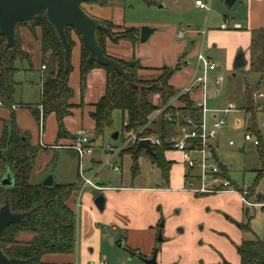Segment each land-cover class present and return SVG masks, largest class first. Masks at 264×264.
<instances>
[{
  "label": "rangeland",
  "instance_id": "1",
  "mask_svg": "<svg viewBox=\"0 0 264 264\" xmlns=\"http://www.w3.org/2000/svg\"><path fill=\"white\" fill-rule=\"evenodd\" d=\"M194 1L119 0L125 10L126 23L146 22L173 25L177 30L182 29L184 36L190 29L188 26H195L194 29L200 34L199 42L195 48L187 45L184 52L180 54V57L187 58L188 68L192 69V72L183 71V58H181L178 64L179 71L174 74L171 83L179 92H182L189 85L197 65L195 58L198 51L202 56L213 61L216 71L208 74L206 101L207 104L214 102L215 106L204 113L203 122L205 127L209 129L215 115L216 118L224 120V125L219 129L216 139L211 141L216 157L214 163L226 169L227 177L233 184L231 190L237 189L242 193V189H246L245 198L248 202L264 203V176L257 186L253 187L255 171L262 168V175H264V163L259 160L258 148L252 142L244 141L245 133H250L251 128L255 126L259 136L251 133L252 139L260 137L262 154H264V105H262L264 98L255 97L256 92L253 93L254 110L252 116L254 119L242 108L245 80L253 90L257 76L250 74L245 77V67L249 64L247 61L245 67L241 69H225L221 51H218L221 48L216 46L215 50L212 45L216 44L204 40L202 34V31L205 34L207 29H218L224 16L232 18L239 11L234 8L228 9L224 5V0H211V2L201 0L209 6V11L206 12L194 9ZM140 27L150 28L148 25ZM32 28L29 25H21L16 28L18 47L29 58V63L18 58L14 60V67L17 69L14 75V81L17 83L13 96L15 104L35 105L40 99L39 68L41 62L39 58L41 54L39 55L38 43L35 42L38 41V36L36 33L32 34L30 31ZM152 29L162 28L155 27ZM35 30L39 32L38 28ZM111 34L115 35L114 39H116L124 34V29L115 27ZM70 37L79 40L72 31H70ZM195 49H197L196 52H194ZM159 75L160 72H156L143 80H152ZM218 75L222 78L220 85H216L214 81ZM74 80H77L75 73L71 75V84ZM259 92L264 94L262 86ZM192 97L197 104L200 103L199 91L192 94ZM152 100L155 104L158 103L157 96H153ZM196 103L194 102L195 105H197ZM172 104L175 108L180 106L176 100H173ZM229 104H232L235 110L226 115L218 112ZM0 118V126L3 128V123L8 119L5 120L1 116ZM84 118L86 122V117ZM121 128V112L115 110L112 113L111 130H106L102 137L96 138L95 142L91 143V154L81 160L83 176L90 179L94 185L105 186L106 191L104 192L96 191L90 186L83 187L82 180L78 176L79 162L74 150L59 149L55 151L54 157L40 152L37 157L31 175L32 183L37 184L46 177L52 176L55 184H77V191L69 201L70 205L74 206L77 217L75 246L70 259L71 264H97L98 262L143 264L139 257H130L126 250L119 247L118 242L122 231L119 228L121 226L119 223L120 202L117 197V190L121 186L149 185L153 175L151 169L154 165L149 157L140 153L138 158L139 173L135 178L132 177L130 171L131 155L119 156V152L130 144L133 136L127 138V135H121ZM50 130L52 132V127L48 129L47 125V132L50 133ZM114 133H118V140H112L111 136ZM166 157L173 162L170 173L171 189L190 194L193 198L198 199L207 196L194 195L190 187L185 184V175L188 173V169L183 163L180 153L169 152ZM39 167H42L40 176L37 174ZM115 167L119 169V172L114 171ZM140 174L141 178H138ZM1 177L0 174V179ZM136 179L138 180L137 183L135 182ZM160 186L166 188L164 184ZM195 187V182H192L191 189ZM177 194L179 193L176 192ZM99 195H104L106 199L103 212H99L94 206V200ZM215 196L210 198L208 202L203 200L179 202L178 206L174 207L171 212L166 211L165 213H163L160 204L156 205L155 210L158 209L163 224L162 235L163 237L165 233L171 235L167 245H164L166 242L159 244L157 264H217L218 261L221 264H235L238 259V247L242 241L252 240L254 237H264V210L249 208L241 203L237 194L233 195V198L238 197L245 212L243 221H239L226 212L227 208L236 209V200L230 198L231 196ZM95 225H97L96 230L94 229ZM114 225L116 231H112L110 228ZM246 226L249 231L245 229Z\"/></svg>",
  "mask_w": 264,
  "mask_h": 264
},
{
  "label": "trees",
  "instance_id": "2",
  "mask_svg": "<svg viewBox=\"0 0 264 264\" xmlns=\"http://www.w3.org/2000/svg\"><path fill=\"white\" fill-rule=\"evenodd\" d=\"M100 23L109 29L110 34L115 28L110 22L100 21ZM21 25L33 27L30 30L32 34H35V29H39L37 36L41 66H44V69L40 85V99L35 105L15 104L13 99L17 85L14 81V75L17 72L14 60L18 58L29 63V58L18 47L16 38V28ZM16 28V48L12 56L6 48L5 39L0 35V108L9 110L8 121L3 123L0 134V174L1 179L6 173H9L13 179V185L10 187L0 184V208L7 202L11 213L25 214V216L3 230L0 235V250L7 258L24 261L22 264H43L42 258L45 255L68 256L74 251L77 217L69 201L77 191V184L53 183L51 187H46L41 183H32L31 175L42 149L39 145H32L29 134L18 128L15 121L14 110L16 108L27 109L40 130L43 129L45 119L53 114L57 127L56 142L70 138L64 126V118L70 116L74 108L83 106L82 95L88 73L95 68L105 70V92L93 104V111L89 113L94 123L92 139L102 137L106 130H111L112 113L115 110L120 111L122 124L120 134L127 135V138L135 137V140L129 142L130 144L119 152L120 156L131 155L132 177L135 178L139 173L138 158L139 154L143 153L158 169L161 183L164 185L169 182L173 165V162L166 156L169 152H175L171 149L169 140L179 134L182 126L199 127L203 113L201 107L194 104L191 98L193 93H181L170 84L174 74L179 71L178 64L175 67L160 68L158 70L160 75L155 79L143 80L137 75V71L141 69L137 61L133 59L126 62L115 59L130 75L132 85H129L118 74L110 79L108 69L99 65L95 60L88 62V52L83 47L79 35L69 27L65 28V35L70 51L67 61L64 62L62 46L44 13L36 16L29 23H18ZM123 29L124 34L112 40L114 43L118 40H126L135 45L139 42L138 28ZM70 31L75 33L80 44L78 78L81 103L77 106L71 102L74 91L69 86V78L73 69L70 55L75 44L70 37ZM111 37L114 38L115 35L111 34ZM107 39L104 32H96L97 43L106 56H108L105 50ZM249 52L250 61L245 77L255 74L257 81L251 90L245 80L242 108L252 116L253 93L259 92L261 86L264 88V29L251 31ZM153 96L158 97L157 104L153 102ZM173 100L179 102L180 106L175 108L172 104ZM187 121L190 124H187ZM251 133L259 136L255 126L251 128L249 134ZM142 138H156L160 141V146L152 148L155 153L154 157L148 155L143 149L134 154L137 143ZM257 140L259 160L264 163L260 137H257ZM194 142L196 144V141ZM212 160H216L214 151H212ZM218 167L222 176L228 178L226 169L221 165ZM262 176H264L262 168L255 171L253 187L257 186ZM248 198L250 199V196ZM245 229L249 231L247 226ZM157 230L162 232L159 226ZM23 234L30 235L31 239L26 242L20 241L19 237ZM238 259L239 264H264V237L242 241L238 247Z\"/></svg>",
  "mask_w": 264,
  "mask_h": 264
},
{
  "label": "crops",
  "instance_id": "3",
  "mask_svg": "<svg viewBox=\"0 0 264 264\" xmlns=\"http://www.w3.org/2000/svg\"><path fill=\"white\" fill-rule=\"evenodd\" d=\"M196 1V0H195ZM194 1V2H195ZM104 2V4H101ZM211 2V0H208ZM99 4H84L82 7L86 13L99 20L110 22L116 28H138L140 29L142 25H148L150 28L160 27L162 29H154V32L149 36L146 42H138L135 45H132L129 41L118 40L117 43L107 39L106 40V54L117 60L122 61H131L135 60L140 65L141 69L137 71V75L140 79H144L153 75L162 67H173L175 64H179L181 58L184 65L183 71L192 72V69H189V62L186 61L187 58L182 56V54L187 45L196 47L200 39V34L194 29L193 25L188 26L189 31L185 34L184 38L178 40L176 38V33L178 32L175 29V26L168 24H154V23H135L125 21V10L122 7L119 0H102ZM194 9H199L194 4ZM235 10L239 11L232 18L226 16L223 17V24L227 22L228 28L226 30H221L220 27L216 30L207 29V32L202 31L203 39L216 45H212L214 49L216 46L220 47L218 51H221V57L224 60L225 69L232 70L233 62L238 51H241L244 54V58L249 62L250 57V33L253 30L264 29V0H240L239 3L234 7ZM239 9V10H238ZM201 10V9H200ZM220 24V26H221ZM36 35H38V30H35ZM74 41V47L71 50V65H72V74L75 73L77 80L71 84V75L69 78V86L74 91V97L72 99V104L80 105L81 103V94L79 89V61H80V44L79 40L72 37ZM38 43V52L40 55L39 42ZM204 42V41H203ZM197 49L194 50L196 52ZM216 50V49H215ZM199 52V51H198ZM197 52V53H198ZM219 54V55H220ZM41 62V56L39 58ZM211 60V59H210ZM213 62V61H212ZM40 85L42 78V66L40 63ZM248 70V64L245 67V71ZM216 71V69H215ZM214 71V72H215ZM195 73V72H194ZM257 81V80H256ZM170 84L175 88V86ZM106 87V72L101 68L92 69L86 78V87L82 95V104L81 107H76L72 110V114L64 118V126L67 132L70 134V138L61 139L56 142V121L53 114H50L44 121L43 129L40 128L35 123L33 117L27 109L16 108L15 118L16 124L21 131L27 132L30 136V143L32 145L41 146V153L48 156L55 155V151L59 149L68 148L71 149L73 144L74 136L79 130L85 132V141L91 146V143L95 142L92 139V132L94 123L89 117V113L93 111V104H95L99 98L104 94ZM194 94V93H193ZM200 97V94H199ZM191 98L196 103L195 99ZM32 105V104H29ZM212 108L215 106V103L212 102L209 104ZM0 116L3 119H8L9 110L0 108ZM87 115V116H86ZM86 117V122L84 121ZM216 115L214 116V118ZM1 119V118H0ZM237 122V121H236ZM48 129L52 127V132H47ZM2 126H0L1 134ZM118 140V138H117ZM68 146V147H62ZM45 149V150H43ZM39 152V153H40ZM168 154V153H167ZM120 156V154H119ZM153 166V165H152ZM173 166V165H172ZM42 167L38 168L37 174L40 176L42 172ZM151 169L153 175L152 180L149 185L143 186H132L126 187L121 186L117 190V197L119 198V223L121 236L118 244H123V247L120 249L126 250L130 257H139L144 259H149L151 256L152 250L156 242V229L161 220L158 209L155 210L156 205L160 204L163 213L170 211L178 206L179 202H188L190 200L197 201L203 200L208 202L210 198L216 197L215 195H222L236 200L237 207L236 209H229L227 211L233 218L239 221H243L245 217V212L243 210L242 202L240 203L238 197L233 198V195L236 193H218L214 195H207L203 198L192 197L190 194L184 192L174 191L171 189V176L169 177V182L165 187L162 185L160 180V174L158 169L153 166ZM172 169V168H171ZM115 171V170H114ZM172 171V170H171ZM116 172H119L116 171ZM171 173V172H170ZM150 174V173H149ZM138 178H141V174ZM137 178V179H138ZM135 180L137 181L139 180ZM41 183V182H39ZM196 184V182H195ZM98 186V185H97ZM103 189L98 191H106L105 186H98ZM93 189V188H92ZM97 191V189H94ZM108 191V190H107ZM176 192L179 193L176 195ZM196 195V194H194ZM104 197V195H103ZM105 203L106 199L104 198ZM181 204V203H180ZM74 206L71 205V208ZM105 209V204H104ZM103 209V211H104ZM232 210V211H231ZM102 211V212H103ZM77 219V218H76ZM167 221L165 222V224ZM112 231H116L115 225L110 226ZM94 229H97V225L94 226ZM163 231V229H162ZM171 238L170 234L164 236L165 243L167 245ZM31 236L28 234H23L19 237L20 241H29ZM133 253H138V256L133 255ZM73 254V253H72ZM71 254V255H72ZM71 255H45L42 258L43 264H71L70 259ZM105 263V262H104ZM157 263V258H156ZM235 263V262H234ZM92 264V263H88ZM99 264V262L97 263ZM106 264V263H105ZM217 264H221L220 261ZM239 264V259L237 263Z\"/></svg>",
  "mask_w": 264,
  "mask_h": 264
},
{
  "label": "water",
  "instance_id": "4",
  "mask_svg": "<svg viewBox=\"0 0 264 264\" xmlns=\"http://www.w3.org/2000/svg\"><path fill=\"white\" fill-rule=\"evenodd\" d=\"M101 1L102 0H0V35L5 39L6 48L9 50L10 56H12L13 50L16 48V25L20 22L29 23L36 16L44 13L47 22L55 30L62 46L64 62L67 61L70 51L65 35V28L69 27L79 35L83 47L88 52V62L95 60L99 65L108 69L110 79H112L115 74H118L122 76L129 85H132L130 75L123 70L122 66L115 59L104 55L103 50L97 43V31L104 32L109 40H114V38L111 37L109 29L102 25L99 20L89 16L82 7L84 4H99ZM239 1L240 0H224V5L228 9H233ZM153 32L154 29L152 28L141 27L139 29V42H146ZM245 65L246 60L244 54L241 51H238L232 67L233 69H241L245 67ZM111 138L112 140H117L118 133L112 134ZM142 149L148 155L152 157L155 156L150 140H139L134 150V154H137ZM0 184L6 187L12 186V176L9 173H6L1 179ZM41 184L42 186L51 187L53 185L52 176L46 177ZM104 204L105 200L102 195L95 198L94 206L99 212L103 211ZM24 216L25 214L11 213L7 202H5L0 208V235L5 228L18 222ZM162 226L163 224L160 223L159 228H162ZM157 242H162L160 234L157 237ZM119 247L122 248L123 244L121 243ZM133 255L138 256V253H133ZM156 256L157 248L154 250L151 258H140V260L143 264H157ZM22 263H24V261L7 258L0 250V264Z\"/></svg>",
  "mask_w": 264,
  "mask_h": 264
},
{
  "label": "built area",
  "instance_id": "5",
  "mask_svg": "<svg viewBox=\"0 0 264 264\" xmlns=\"http://www.w3.org/2000/svg\"><path fill=\"white\" fill-rule=\"evenodd\" d=\"M195 6L206 12L209 11V6L203 3L201 0H196L194 2ZM228 28L227 22L221 24L220 29L226 30ZM176 38L181 40L184 38V32L182 29L178 30L176 33ZM196 68L193 78L189 85L182 90L181 93H195L199 91L200 103H196L197 106L201 107L202 113L207 110H211L212 107L207 104L206 101V83L208 79V74L214 72L216 69L215 64L208 58L202 56L199 52L196 54ZM44 66H42V70ZM215 84L220 85L222 82L221 76L215 77ZM255 97L264 98V94L256 92ZM235 110L232 104H229L223 110L218 111L222 115H226L229 112ZM187 124H190L187 121ZM224 125V120L222 118H214L211 126L207 129L204 125L203 119L199 127H189L188 125L182 126L179 130V134L172 137L169 140L171 149L177 153L181 154L182 161L188 169V173L185 175V184L190 187L192 193L198 195H214L218 193H236L241 202L247 207L260 208L264 210V203H254L248 202L245 198L247 193L246 189H242L240 193L237 189L231 190L233 187L231 181L228 178H224L221 174V170L212 160V151H214L212 142L216 139L219 129ZM85 132L79 130L75 136L71 149L75 151L78 157V176L81 178L83 187L90 186L91 188L101 190L103 188L94 185L90 179L83 176V171L81 169V160L85 156H89L92 152V148L85 141ZM150 140L151 147L160 146V141L156 138H142ZM133 140L135 137L133 136ZM132 140V141H133ZM141 140V139H140ZM196 141V144L195 142ZM212 141V142H211ZM244 141L252 142L254 146H257L258 140L252 139V135L245 133ZM232 145V143H229ZM118 171V168H114ZM192 182H196V187L191 189ZM231 191V192H230ZM99 264H105L104 262H99Z\"/></svg>",
  "mask_w": 264,
  "mask_h": 264
},
{
  "label": "flooded vegetation",
  "instance_id": "6",
  "mask_svg": "<svg viewBox=\"0 0 264 264\" xmlns=\"http://www.w3.org/2000/svg\"><path fill=\"white\" fill-rule=\"evenodd\" d=\"M159 234L161 235L162 242L165 241V239H164V237H163V235H162V232L156 229V242H155L154 248H153V250H152L151 256H150L149 258L152 257L153 252H154V250H155L156 248H157V254H158V252H159V244H160V243L157 242V237H158ZM156 258H157V256H156Z\"/></svg>",
  "mask_w": 264,
  "mask_h": 264
}]
</instances>
